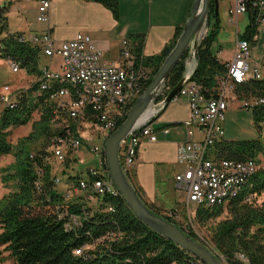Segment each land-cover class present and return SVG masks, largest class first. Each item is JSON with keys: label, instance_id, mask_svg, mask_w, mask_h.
<instances>
[{"label": "trees", "instance_id": "1", "mask_svg": "<svg viewBox=\"0 0 264 264\" xmlns=\"http://www.w3.org/2000/svg\"><path fill=\"white\" fill-rule=\"evenodd\" d=\"M97 1L111 11L115 20L119 18L116 0ZM213 7L210 0L207 31L199 44L197 66L191 78L206 98L215 96L218 84L226 74V64L221 63L211 50L220 30L219 18L214 20ZM248 16L240 39L253 46L257 26L252 12ZM181 29L176 28L173 39L159 55L150 57L142 55L143 36L129 37L132 54L141 58L151 77L175 45ZM21 38L22 34L8 31L4 9H0V59L16 63L19 70L38 79L43 58L41 46ZM185 58L186 54L173 69L164 86L165 91L169 92L181 80ZM151 77L144 89L150 84ZM56 87L51 84L52 89ZM39 88L40 83L36 80L27 90L15 93L14 108L0 110V158L12 155L14 159L0 169V181L9 188L0 198V264L8 259L15 264H202L140 222L119 195H94L96 203L86 208L84 196L67 199L61 194L49 164V156L53 157L51 140L61 134L59 123L65 121L74 132L77 120L59 110L57 101L49 99V90L38 92ZM234 94L242 102L263 101L250 108L253 124L260 135L244 142L220 141L211 148V154L217 159L253 161L257 170L247 182L246 192L254 194L255 198L251 204L237 198L224 206H197L194 219L198 225L205 226L226 211L225 218L210 227L207 241L212 249L225 264H243L237 255H243L247 264H264V201L257 204V198L264 195V141L261 139L264 78L237 85ZM35 111L40 116L32 122L31 132L15 145L11 144L8 140L11 131L31 122ZM122 121L117 122V127ZM125 174L135 189L133 176L128 171ZM78 175L68 177V180L77 186L80 181H91L88 174L86 180ZM135 191L141 199L138 189ZM58 212L78 216L80 225L66 230L63 222L57 220ZM163 218L192 239H198L191 229L185 231L169 218ZM76 250H81L79 255L74 253Z\"/></svg>", "mask_w": 264, "mask_h": 264}, {"label": "built area", "instance_id": "2", "mask_svg": "<svg viewBox=\"0 0 264 264\" xmlns=\"http://www.w3.org/2000/svg\"><path fill=\"white\" fill-rule=\"evenodd\" d=\"M49 7V0H38V22L49 21ZM249 12L254 15L257 28L264 29V0H233V5L228 10L232 17ZM255 38L256 36L253 40ZM29 41L41 46L44 57L51 60L57 56L60 59L57 70H52L50 64L41 67V75L37 79L40 83L38 92L49 90V99L57 101L61 108H65L69 118L78 122L98 124L106 135L104 134L98 145L91 148V153L100 156L99 166L105 167L104 144L117 129V122L122 118L123 112L129 110L143 93L149 78V69L142 65L141 58L132 54L128 40L122 41L119 60L106 63L103 62L102 50L89 36L82 33L64 40L58 46L51 40L49 32H44L39 37H30ZM250 58V42L237 38L232 60L226 64L225 77L219 82L215 96L206 98L201 93V87L190 79L171 99L170 103L185 100L189 107V116L182 123L186 132L185 141L178 145L176 152V163L181 167V171L173 178L176 188L181 189L186 196L187 209L189 206H224L237 198H241L242 203L251 204L255 198L254 194L246 192V186L257 170L256 164L251 160L217 159L211 154V148L222 141L224 136L222 123L230 100L229 94L234 92L237 85L262 78L259 65L250 67ZM7 63L12 73L20 71L16 63ZM52 83L57 85L55 89L51 88ZM15 93L7 85L2 87L1 109L15 107ZM167 93L168 91L163 89L158 100L150 105L151 114L148 120L157 115ZM261 102L263 101H244L243 106L246 109L252 108ZM90 118L93 120H89ZM71 133L72 137L67 141L58 136L51 140L53 158L60 161L59 163L64 161V149L76 152L81 147L82 139L75 132ZM143 137L152 140L147 125L121 143L119 156L125 171L135 162ZM87 174L91 181H80L78 184V189L84 193L85 201L94 195H119L106 167L105 170L90 168ZM55 183H58L57 178ZM178 213L179 210L173 207L165 211L164 215L175 222ZM57 220L63 222L66 230L80 225L78 216L62 212L57 213ZM81 250L74 253L79 255ZM237 258L247 264L243 255H237Z\"/></svg>", "mask_w": 264, "mask_h": 264}, {"label": "crops", "instance_id": "3", "mask_svg": "<svg viewBox=\"0 0 264 264\" xmlns=\"http://www.w3.org/2000/svg\"><path fill=\"white\" fill-rule=\"evenodd\" d=\"M59 1L51 0V6L49 7V16L51 18L45 24L49 25L50 21L54 20L55 6H58ZM64 1L69 8V22L77 29L74 28V31L60 30L58 35L60 40L71 39L77 33L85 34L102 50L103 62L106 63L119 60L122 41L128 40L131 43L129 40L130 36H143V57L159 55L163 48L173 39L176 28L184 26L189 17L193 0H116L119 8V18L117 20L113 18L111 11L97 0ZM34 2L38 6V2ZM244 15L246 14L234 17L235 23L239 20V17L244 19ZM44 32H49L50 38L51 35L57 36L53 33L52 28L48 26L40 31L38 35L29 34L25 37L22 34V37L29 41L30 37L40 36ZM241 34L239 30H236V39L240 38ZM234 50L235 44L231 56L227 59H221L219 52L214 54L221 63L228 64L232 60ZM251 50L253 51V60L263 63L264 43L258 46V55H254L253 46H251ZM5 62L7 63V61ZM43 66L45 65H41V67ZM11 88L13 92L19 91L16 85ZM231 97L230 95V100H232ZM188 116L189 107L185 100L170 103L163 109L147 125V128L151 131L152 140L148 137L141 138L135 162L127 169L130 170L133 176L134 186L138 188L143 203L158 212L165 213V211L173 207L177 209L180 207L176 202L171 203L173 195L170 191L172 187H176L173 180L174 175L181 171V167L176 163V152L178 145L185 141L186 132L182 123ZM84 141L90 140H82L80 148L86 149L88 152L89 147L90 152L93 146L90 147L91 144L88 145ZM80 148L78 151H80ZM93 156L96 155L93 154ZM75 157L80 163L83 162L78 158V155ZM96 157L98 165L96 169L105 170L104 166H99L100 156ZM76 175H78L77 168H74V170L69 168L63 176L66 181H64L62 186L58 187V190L67 199L76 195L84 196L78 186L68 180V177ZM79 177L85 180L87 178V176L86 178ZM158 178L162 180V183L158 182ZM161 186H166V189L161 191ZM85 202L87 208L92 207L96 200L91 198Z\"/></svg>", "mask_w": 264, "mask_h": 264}, {"label": "rangeland", "instance_id": "4", "mask_svg": "<svg viewBox=\"0 0 264 264\" xmlns=\"http://www.w3.org/2000/svg\"><path fill=\"white\" fill-rule=\"evenodd\" d=\"M38 0H0V9H4V16L7 19L8 31L12 33H19L25 35L27 37L29 34L38 35L40 31L46 29L48 26L52 28V31L57 36L51 35V40L58 46L62 40L58 37L60 30L65 31H74V28L77 29L73 24L69 22V8L68 4H65L64 0H60L58 6H55L56 13L54 15V20L50 21L49 25L45 23H40L37 21V4L34 2ZM64 1V2H63ZM232 0H217L218 9L217 14L220 22V30L217 37V40L212 44L211 50L213 53L219 52L221 55L219 56L221 59H227L231 56L232 49L236 40V30H239L240 33L244 31V28L247 26L249 18L248 14L244 15V19L239 17V20L236 21L234 17L228 14V10L232 7ZM49 4L51 6V0H49ZM119 11V8H118ZM51 17L49 16V19ZM207 31V26H206ZM264 29L258 28L256 33L255 43L253 45L254 55H258V46L264 43ZM43 34V33H42ZM39 37V36H38ZM58 37V38H57ZM188 53H186L187 57ZM255 57V56H254ZM255 59V58H254ZM250 67L256 66L259 64V71L261 73L262 78H264V60L263 63L255 62L253 60V51L251 50V58L249 60ZM60 63V59L57 56H54L51 60L47 57L42 58L41 65L48 66L52 70H57V66ZM192 57L188 60L184 59L185 69L191 67ZM195 64V63H194ZM44 67V66H43ZM183 72V73H184ZM183 75V74H182ZM154 76V75H153ZM151 72L148 74V77L151 79ZM148 78V79H149ZM33 76L28 75L26 72L20 70L18 73H12L9 68V63H6L5 60L0 59V91H2V87L7 85L8 87L17 86L19 90H27L31 87V85L36 81ZM151 81V80H150ZM12 89V88H11ZM233 94V95H232ZM230 94L232 100H229V104L227 110L224 114V121L222 123L224 129V136L222 141L227 142H244L255 140L259 137V133L255 128L252 120V114L250 108H244V101H238L234 92ZM229 95V96H230ZM250 101V100H248ZM132 107V106H131ZM129 108V110L131 109ZM1 110V106H0ZM129 110L123 112L122 118L119 120H125L128 115ZM39 113L35 111L32 115V120L26 126L19 127L11 131L8 140L11 144L15 145L17 141L23 137H26L32 128V122L37 121L39 119ZM122 121V122H123ZM71 132H73L71 130ZM75 134L79 136L82 140L89 139L87 142L88 145L96 146L102 140L104 136V132L98 126L97 123H85L78 122L75 125ZM106 135V134H105ZM261 139L264 141V128L261 133ZM83 147V145H82ZM89 152V147H88ZM86 149H81L80 151H73L70 149H64L65 158L62 163H59L57 159L49 156V164L51 166V173L54 178L58 179V187L64 184L66 181L63 178L66 170L69 168L74 170L77 168L79 176L82 178H86L87 173L86 170L93 168L96 169L97 165V157L93 156L91 151L88 153ZM80 158L83 162L80 163L77 159ZM13 156L7 155L2 156L0 158V169L10 165L13 162ZM78 162V163H77ZM75 163V164H73ZM71 164V165H70ZM264 166V165H262ZM130 174V170H126ZM63 172V173H62ZM129 174V175H130ZM158 182L162 183V180L158 178ZM134 185V184H133ZM135 189H138L134 186ZM166 186H161V191L165 190ZM9 188H5L4 185L0 181V198L4 195ZM137 191V190H136ZM173 199L171 203L176 202L179 207V213L175 218V223L182 227L185 231L191 229L192 232L197 236V242L212 248V246L208 243L207 239L209 236V230L212 225L216 222L222 220L227 215L226 211L222 214L221 217L217 218L215 221H210L205 226H200L195 222L194 214L195 207L189 206L186 208V196L181 189L176 187H172ZM264 201V195L257 198V204H260ZM162 217H166L163 212H159ZM7 256V253L3 254ZM1 264H15L12 260L8 259L3 261Z\"/></svg>", "mask_w": 264, "mask_h": 264}, {"label": "water", "instance_id": "5", "mask_svg": "<svg viewBox=\"0 0 264 264\" xmlns=\"http://www.w3.org/2000/svg\"><path fill=\"white\" fill-rule=\"evenodd\" d=\"M213 1L214 20L217 19V0ZM210 0H193L189 17L187 18L175 45L157 69L150 84L144 89L141 96L135 101L125 120L120 123L104 144L105 167L108 176L135 217L149 229L171 241L202 264H225L212 248H209L190 236L186 235L176 225L168 222L161 215L154 214L139 198L132 184L126 177L119 156L121 143L142 126L148 125L171 102L178 91L192 78L197 66V50L206 34ZM213 22L210 23L212 25ZM188 53L186 59L192 55L193 65L186 68L179 83L166 95L156 116L148 120L149 106L158 100L164 86L175 66ZM195 63V64H194ZM145 113L147 116H145Z\"/></svg>", "mask_w": 264, "mask_h": 264}, {"label": "bare ground", "instance_id": "6", "mask_svg": "<svg viewBox=\"0 0 264 264\" xmlns=\"http://www.w3.org/2000/svg\"><path fill=\"white\" fill-rule=\"evenodd\" d=\"M150 108H151V106H149V108L147 110L148 116L151 114ZM59 110L62 112L65 111V113L67 114V110L65 108H60ZM145 116H147L146 113H145ZM58 127H60V129H61V134L59 136L58 135H56V136H58L61 140H64V141L71 139V137H72L71 129H70V127H66L65 121L59 123Z\"/></svg>", "mask_w": 264, "mask_h": 264}]
</instances>
